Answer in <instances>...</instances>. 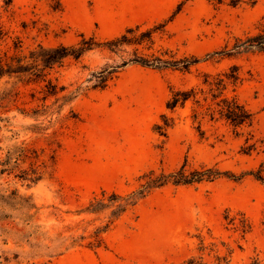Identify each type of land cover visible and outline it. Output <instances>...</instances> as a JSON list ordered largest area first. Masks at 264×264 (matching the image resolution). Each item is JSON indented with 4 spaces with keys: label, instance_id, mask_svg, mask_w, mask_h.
<instances>
[{
    "label": "rangeland",
    "instance_id": "1",
    "mask_svg": "<svg viewBox=\"0 0 264 264\" xmlns=\"http://www.w3.org/2000/svg\"><path fill=\"white\" fill-rule=\"evenodd\" d=\"M262 29L264 0H0V264H264ZM181 166L221 174L151 183Z\"/></svg>",
    "mask_w": 264,
    "mask_h": 264
},
{
    "label": "trees",
    "instance_id": "2",
    "mask_svg": "<svg viewBox=\"0 0 264 264\" xmlns=\"http://www.w3.org/2000/svg\"><path fill=\"white\" fill-rule=\"evenodd\" d=\"M128 33L132 32L131 29L127 30ZM149 31L145 32L144 35L149 37ZM142 34V36H144ZM128 37L126 34H122L120 37L115 38L113 40L107 41L104 43L105 46L109 49L117 48L118 46H121L122 44H139L142 42L143 37ZM93 46L92 39L84 40L82 39L77 46L71 45V46H65V45H58L56 47H50V48H43L39 47V50L42 52V54L38 55V58L41 60L44 66H52L54 63H57L61 61L63 58L67 57L68 55L73 56L74 58L79 57L82 55V53ZM239 46H244L245 49H255L256 51L263 52L264 53V29L260 30L255 35H252L248 37L245 41L240 43ZM135 62L141 63L142 65L147 66H158L159 64L163 66H168L169 63H167L164 60H161L160 58H153V59H147L143 57H135L132 59ZM186 64V66L189 64ZM172 66H175L177 63H172ZM182 67H185L183 65ZM235 68V67H233ZM226 78L232 81L236 80V76L233 73H229L226 75ZM217 85L222 86L223 89V79H219ZM221 92V91H220ZM191 95V91H176L172 94L169 101H167L166 106L170 109L174 108L178 104H183ZM215 97V95H213ZM216 109H211L210 111V117H213L214 113H218L220 117H224L225 119L229 120L234 125H242L244 123L249 122L250 120V113H248L242 105H240L235 98L227 99L222 98L219 103L216 104ZM210 107H208L209 109ZM183 166L181 168L171 174L168 175H160L157 179L152 181L151 183L158 182V184H163L166 181L171 180L173 183H193L198 182L202 179H212L217 176H219L221 173L218 171H214L213 174L204 176V173L201 171H191L188 174L184 173Z\"/></svg>",
    "mask_w": 264,
    "mask_h": 264
}]
</instances>
